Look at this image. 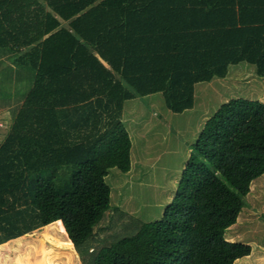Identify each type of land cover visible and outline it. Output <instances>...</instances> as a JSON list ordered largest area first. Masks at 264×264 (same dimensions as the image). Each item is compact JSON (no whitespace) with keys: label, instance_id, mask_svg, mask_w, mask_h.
Here are the masks:
<instances>
[{"label":"trees","instance_id":"obj_1","mask_svg":"<svg viewBox=\"0 0 264 264\" xmlns=\"http://www.w3.org/2000/svg\"><path fill=\"white\" fill-rule=\"evenodd\" d=\"M64 23V24H62ZM0 49L33 83L0 145V245L62 223L81 264H235L225 232L264 174V104L231 100L199 132L161 221L130 237L105 180L132 169L125 103L252 66L264 79V0H0ZM128 221L118 228L119 224ZM73 245V246H72Z\"/></svg>","mask_w":264,"mask_h":264},{"label":"rangeland","instance_id":"obj_2","mask_svg":"<svg viewBox=\"0 0 264 264\" xmlns=\"http://www.w3.org/2000/svg\"><path fill=\"white\" fill-rule=\"evenodd\" d=\"M3 68L1 97L14 88L13 71L7 66ZM17 86L19 96L30 88ZM231 100L264 104V79L257 76L254 67L247 64L232 67L226 79L198 85L193 109L183 113L169 111L162 94L126 102L123 121L132 140V169L128 174L109 172L105 183L111 190L110 210L95 231L109 224L116 211L130 217L132 226L114 235V239L130 237L138 227L161 221L204 123ZM243 203L237 223L225 232V238L251 248L252 254L235 264H264V174L252 183ZM127 223L124 221L118 228ZM47 229L44 240L33 237L30 245L2 248L0 264H81L74 247L68 246L63 224L58 222ZM36 231L32 233L40 230Z\"/></svg>","mask_w":264,"mask_h":264},{"label":"crops","instance_id":"obj_3","mask_svg":"<svg viewBox=\"0 0 264 264\" xmlns=\"http://www.w3.org/2000/svg\"><path fill=\"white\" fill-rule=\"evenodd\" d=\"M11 53H12L11 51L0 49V69L3 68V66H4L3 69H5L6 66L7 68H11V70L13 71L12 79H13V87H14L11 89V91H9V93L8 92L4 93V97L0 96V145L7 138L11 130V127L14 123L15 117L24 102L25 95L31 89L33 83L32 74L28 72L26 68L17 67L16 65L13 64L12 60H14V58L12 56L13 54ZM3 56L5 58V61H3ZM17 85L20 86L29 85L30 88L27 92H23V94L19 96L17 94V89H18ZM39 230H37L39 231V233H35V234L30 233L20 238L11 240L5 243L4 245L2 244V246L0 245V250L5 246H9V245H15V246L22 244H24V246L30 245L32 242H34L33 237H35V239L44 240L43 239L45 236L44 234L48 229L45 228ZM19 262L20 260L18 261V263Z\"/></svg>","mask_w":264,"mask_h":264}]
</instances>
